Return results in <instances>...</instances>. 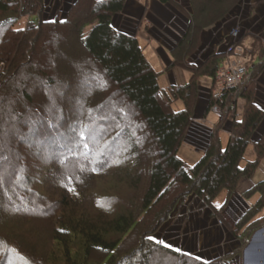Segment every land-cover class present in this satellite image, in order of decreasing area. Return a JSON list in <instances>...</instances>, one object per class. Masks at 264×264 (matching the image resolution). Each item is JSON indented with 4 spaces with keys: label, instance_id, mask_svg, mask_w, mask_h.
<instances>
[{
    "label": "rangeland",
    "instance_id": "obj_1",
    "mask_svg": "<svg viewBox=\"0 0 264 264\" xmlns=\"http://www.w3.org/2000/svg\"><path fill=\"white\" fill-rule=\"evenodd\" d=\"M214 1L218 0H176V2L170 0L173 12H176L178 17L180 15L183 19L189 20L187 37L194 44L190 42V45H193L190 46L185 42L176 52L177 58L175 52H170L172 61L168 68L162 71L150 49L147 47L144 50L146 58L156 72H161L160 77L158 75V82L163 101L176 111L182 110L185 106L184 101L175 95L184 85H170L166 72L169 69L173 70L180 76L181 82L185 73L188 76L190 74L191 80L194 73H198L194 114L185 133L182 147H179L178 155L188 168L194 166L202 155L196 147L200 150L206 147L207 150L212 135L220 131L221 145H225L228 138L226 132L229 133L233 123L241 120L246 110L251 107V102L242 97L245 90V95L250 93L255 104L264 110V57L260 61L262 55L256 54L255 51L263 41L253 33L250 36L248 34L251 26L256 28L253 18L258 17L255 9L259 3L257 0ZM49 2L47 9L44 4L38 6L39 12L22 11L15 27L26 28L31 22L37 23L38 19L46 23L59 20L61 8L62 10L69 8L63 0L59 2L49 0ZM15 8L13 7V10H16ZM75 10L72 21L59 27L45 25L40 31L28 35V43L20 39L23 43L21 47L16 45V40L11 41L17 49V55H13L12 52L9 54L11 59L8 57L9 62L0 61V264H43L47 261L50 264L51 252L56 254L57 248H63L61 243L53 238L63 213L64 190L60 185L62 186L69 179V175H78L79 178L86 177L89 173L86 175L78 173V165L75 163L63 167L61 151L64 143L60 140L65 138L73 141V147L76 148L75 141L82 131L80 126L87 122L82 118L83 112L96 111L92 116L94 120L102 123L98 130L100 132L97 131L95 141L93 140L92 152L98 150L101 153L110 140L118 136V132L112 128L116 121L113 115L121 114L124 117L123 125L129 133L126 132L125 137L120 134L118 148L116 151L112 150L115 154L109 158L110 163L105 166L106 168L102 166L101 169L106 170L118 161L122 162L121 165L109 169L104 174L95 175L94 178L87 177L89 179L86 185H80L78 182L82 196H69L71 200L77 202L70 203L74 213L97 221L106 217H115L116 214L132 209L138 192L135 183L139 178L140 168L146 170L141 183L144 186L148 181L146 164L157 160L156 156L161 152L153 133L148 131L137 118H140L138 109L122 91H118V86L113 84L110 89L103 90L108 85L104 78L105 74L100 71L99 65L94 63L88 51L80 43L78 28L83 22H91L94 7L89 0H82ZM1 16L3 15L0 14ZM123 16L125 17L124 13ZM76 18H79L77 22ZM128 22L130 21L124 18L121 22L115 19L114 26L131 34ZM148 22L149 20L146 21L144 18L138 25L139 31L142 30L145 37H149L148 31L144 30ZM163 22L166 23L164 27L169 28L171 35L164 27L160 28V31L169 38L173 39L174 35L185 36L175 27L180 26L178 19L173 18ZM135 24L134 21L131 26ZM90 29V26H86L83 32L87 33ZM136 34L132 31V35L136 36ZM176 41L178 45L180 40ZM144 42L147 41L144 39ZM232 43L242 48L229 52L228 47ZM223 44L226 45L225 49L228 53L222 58L219 66L221 64L222 67L230 66L236 61L251 70L250 79H247L239 89L233 90L234 93H227L226 108H222L218 103L224 95L218 97L220 86L215 82V77L201 78L202 74H199L204 72L205 68L196 71L203 62L207 67V64L214 60L215 48L218 45L221 48ZM189 48L192 54L189 58L182 59L180 50L186 52ZM193 55L198 56L202 62L199 64L190 62L189 59ZM8 68H12L9 74ZM199 78H201L200 84L206 86V89L199 87ZM104 93L109 97L102 104L89 103L93 97H97V94ZM198 103L200 105L196 113L198 116L204 112L207 104H211V107L206 108L207 113L213 112L209 114V120L194 118ZM215 105L221 108V114L212 110ZM227 109L229 112H226ZM214 113L221 115L218 116L221 119L217 120ZM223 129L226 132L221 131ZM263 135L264 117L246 148L244 157L247 160L256 159L255 142ZM79 136L81 138V135ZM55 146H58V150L61 149L60 152L54 149ZM74 150L77 153L76 149ZM138 154H142V158L136 160L135 156L137 157ZM72 160L70 157L69 161ZM244 163L246 162L242 164ZM240 179H244L245 182H241L238 187L237 182L232 193L223 189L217 198L218 201L223 199L224 190H227V193L229 192L227 203L234 200L233 204L236 202L239 212L245 211L236 223L231 222L232 220L226 221L224 215L220 214L224 208H221V211L217 210L201 198H199L201 205L193 203L191 208L192 202L186 203L190 196H194L191 194L179 199L168 218L156 227L154 233L147 236L161 243L168 238L176 241L177 237H183L179 238L186 240V250L197 251V255L179 251L189 257H186L188 261L179 260L140 244L142 238L139 235L140 230L146 228L157 208L151 211L148 222L147 216L143 226L126 236L125 242L116 254L123 255L124 251L132 249L137 244L138 249L141 250L137 251V255L130 250L131 264H145L147 259L148 264H203L202 262L208 264L212 261L213 264L214 262L215 264H264V185L261 187L262 192L254 190L264 179V157L258 161L250 177ZM17 180L19 184H16ZM175 188L176 186L171 188L167 199L175 196ZM235 192L239 196L234 195ZM99 196L104 200L95 203L94 197L98 199ZM259 200H262L263 204L260 210L254 212V206ZM189 218L192 220L185 222V219ZM72 245L75 250L74 241ZM252 256L256 258L254 263L248 262L249 257ZM92 257L100 259L102 261L100 264L105 262L101 254L94 253ZM195 258L202 261L199 262Z\"/></svg>",
    "mask_w": 264,
    "mask_h": 264
},
{
    "label": "trees",
    "instance_id": "obj_2",
    "mask_svg": "<svg viewBox=\"0 0 264 264\" xmlns=\"http://www.w3.org/2000/svg\"><path fill=\"white\" fill-rule=\"evenodd\" d=\"M81 1H76L66 19H56L51 22L47 21V23L38 19L37 23L31 22L26 28H16L15 25L19 21L21 12H39L38 6L40 7L43 4V0H0V14L3 15L0 17V61L8 60L9 62V58L11 59L9 54L12 52L14 53L13 55H17V49L12 45L11 41L16 40V45L21 47L22 42L27 41L28 43V35L38 30L40 31L45 25L59 27L72 21L75 9ZM89 1L94 7L92 11L93 19L91 22H83L79 26L80 43L88 51L94 63L99 65L100 71L105 74L104 78L107 80L108 85L103 90H107L106 88L110 89L113 84L118 86V91H122L138 109L140 118H137L148 131L153 133L161 152L156 156L157 160L146 164L148 181L144 186L141 183L146 170L144 171L143 168H140L139 178L135 183V188L138 192H136V202L132 204V209H128L118 215L116 214L112 218L106 217L104 220L93 221L85 216L78 215V213H74L75 211H73L70 203L74 202L76 204L77 202L73 199L71 200L69 196L81 197L80 185H86L87 179L94 178L95 175L104 174L109 169L122 164V162L118 161L106 170L101 169L102 166L106 168L105 166L110 163L108 162L109 158L115 154L112 150L116 151V148H118L120 134L125 137V133H129L123 125L124 117L121 114L113 115L116 121H114V127L112 128H114L115 132H118V136L112 138L106 149H102L101 153L98 150L95 152L91 150L93 140L95 141L96 133L100 132L98 130H100V125L102 124L94 120L92 116L96 112L94 110H91L93 113L88 110L82 113V118H85L87 122L80 126L82 131L78 134L77 141H75L76 148L73 147V141L63 138L65 136H55L63 138V140L59 139L60 142L64 143L61 151V164L63 167L75 163L78 165V173L85 175L89 173V176H80L78 178V175L72 174L69 175V179L62 186L60 185V188L64 190L62 194L64 197L62 202L63 213L59 227L54 231L53 238L61 243L63 248H57L56 251L58 253L56 254L51 252L49 255L50 264H100L102 262L100 259L92 257L94 253L101 254L105 261L104 264H131L130 250L132 253L136 252V255L137 251L141 250L138 249L139 246L137 247V244L132 249L124 251L123 255L118 256L116 253L125 242L126 236L131 231L133 232L143 226L147 216L148 222L149 215L155 208L158 210L150 217V222H148L146 228L140 230L139 235L142 236L140 244H145L151 250L155 249L179 260L188 261L187 255H183V253L166 246L164 243L153 241L147 236L154 233L157 229L156 227L168 218L172 208L179 199L194 194L213 207V201L223 189H227L232 193L241 177L251 176L258 161L264 157V135L255 142V161L248 162L244 167L241 164L244 160L246 148L264 117V110L255 104V100L249 95L250 93L247 96L245 95V90L242 97L244 96L248 102H251V107L246 110L241 120L233 123L226 147H221L219 131L211 136L210 144L201 159L194 166L188 168L178 156V151L194 114L193 105L197 94L196 75L198 73L195 72L192 80L180 87L175 93L178 99L181 98L184 101L185 107L179 111L171 108L167 102L163 101L158 82L159 74L146 58L138 38L135 35L116 29L113 25V18L116 14L122 12L125 7V0ZM161 1L168 2L170 0ZM214 2H219V0ZM13 7H16V10H13ZM78 20L79 18H76L75 21L77 22ZM86 26L91 27L87 33L83 32ZM188 35L187 32L180 40L174 50L175 54L185 42H188V45L193 42L187 37ZM20 39H22V42ZM190 48L186 52H182L183 49L180 50L182 59H186L192 54V52L190 53ZM255 51L256 54L262 55L260 59L262 61L264 47L259 46ZM177 54L175 58H177ZM218 58L219 56L214 53V60L207 64V67L204 63L196 71H201L205 68L204 72L201 73L199 71V75L206 74L210 77H215L219 67V64H217ZM11 71L12 68H8L7 73L9 74ZM231 92L234 93L233 91ZM229 94L231 93L229 92ZM100 95L97 94V97H93V100H90L89 103L98 102V104H102L109 97L105 93ZM221 100L218 103L224 108L228 100L227 93L226 96L224 94ZM209 106L211 107V104ZM226 112H229V109ZM132 118L135 119L136 117ZM79 135H81V138ZM145 136L146 134L144 133ZM54 149L58 152L61 150H58V146H55ZM74 149H76L77 153ZM70 157L73 159L72 161H69ZM135 158L136 160L142 158V154H138ZM132 181L134 182L135 180ZM132 181H128V183H132ZM16 184H19L18 180ZM263 185L264 180L254 190L262 192L261 187ZM173 186H176V191L174 192L176 197L173 196L167 199L166 197ZM94 200L96 203L103 201L104 198L99 196L98 199L94 197ZM262 204L263 201L259 200L254 206V212ZM73 241L74 245H76V247L74 246L75 250H73ZM147 261L148 259L145 264H148ZM198 261L201 262L202 260ZM202 263L206 264V262ZM43 264L49 263L47 261ZM208 264H213V261Z\"/></svg>",
    "mask_w": 264,
    "mask_h": 264
},
{
    "label": "crops",
    "instance_id": "obj_3",
    "mask_svg": "<svg viewBox=\"0 0 264 264\" xmlns=\"http://www.w3.org/2000/svg\"><path fill=\"white\" fill-rule=\"evenodd\" d=\"M56 1L59 2L60 0H56ZM76 1L77 0H63V3L67 4L69 6V8H66V10H62V8H61L62 12H61L60 19H66L69 9L72 8V6L76 3ZM173 1L176 2V0H173ZM257 2L259 4H258V7L255 10H256V12H258L257 13L258 17L255 16L253 18L254 19L253 22H255L254 25H256V28H254V26H251L249 28V30L251 29V31H248L249 32L248 34L250 36L253 33V35H256L257 37L261 38L263 43L261 42L262 44L260 43L261 44L260 46L264 47V0H257ZM48 3H50L49 0H43L44 7H46V9L48 7ZM125 4L126 5H125L124 9L122 10V12L124 13L125 17L123 16L122 12L116 14L114 16V18H113V25H114L115 19L119 20L120 22H121L122 18H124L125 20L130 21V22H128V24L130 25V30L129 31H131V34H132V31L134 32V34L137 33L136 37L139 40V43H140V46H141L143 52L148 47L150 49V51L152 52V54L154 55V57L158 60L161 70L162 71L165 70V68L169 67V63L172 61L170 52L174 53V50L178 46L176 40H178V39L181 40L183 37H177V36L174 35V38L171 39V38L168 37V35L163 34L160 31V28H163L164 25H166V23L165 22L162 23V21L163 20L169 21V20H171L173 18L178 19V23H179L180 26H175L176 29H178L179 32H181L182 34H186L187 31H188V27H189V24H188L189 20L183 19V17L180 16V15H179V17H180L179 18L175 14L176 12L175 13L173 12V7L171 6V2L170 1L163 2L161 0H126ZM58 6H59V4H58ZM128 9H130V11ZM56 10H57V8H56ZM137 10L139 11V13H137ZM56 13H58V10L56 11ZM144 18H146V21L149 20V22L145 25V28H144V30L148 31L149 37H145L144 34L142 33V30L139 31V28H138V25L143 21ZM134 21L136 22L135 26H131V25H133ZM125 25H127V23H125ZM125 27H127V26H125ZM115 28L118 29V30H121L123 32H126L123 29H120V28H117V27H115ZM165 31L167 33H169V28H165ZM126 33H128V32H126ZM144 39L147 42H144ZM218 46L214 50L216 52V54L219 56L217 64L222 62V58L225 56L226 53H228V51L225 49L226 45H224V44L221 45L222 46L221 48H220V46L219 47ZM194 55H193L192 58L189 59V61L192 62V63H198V64L201 63L202 61L200 60V58L198 56H194ZM204 63L205 62H203L202 64H199V65H203ZM157 72H158L159 77H160L161 72H159V71H157ZM166 73H167V77H168L167 80H168L170 85H181L182 86V85L188 84L190 82V80H191L190 74L188 76L185 73L184 76H183L184 80L181 82L180 76L177 75V73H175L173 70L169 69ZM159 77H158V80H159ZM203 77L210 78V76H208L206 74L201 75V78H203ZM201 78H199L198 85H199L200 88L206 89L207 88L206 86H204L203 84H200ZM208 107H209V104H207L205 106V108H204V112L205 113L203 112L201 115L198 116L196 114V113H198L199 108H200V105L198 103L197 107L195 109V117L194 118H196L198 120H209V118H210L209 114L210 113L212 114L213 112L207 113L206 112L207 111L206 108H208ZM215 115L217 116L216 117L217 120H218V118L221 119V117H218V116H221V115H218V114H215ZM221 131L226 132L225 129H223ZM226 133L228 135V138L226 139L225 145L224 146L221 145L222 148L226 147V145L228 143V140H229L230 134L228 132H226ZM196 149L198 150V152L200 154H202L201 155V157H202L204 155V151L206 150V147H205V149L203 148L202 150L198 149L197 147H196ZM179 152H180V150L178 151V155H179ZM201 157H200V159H201ZM253 160H255V158ZM253 160H247L244 157V160L242 161V163L243 162H246V163L241 164V166L244 167L249 161H253ZM246 180H248V179H246ZM262 180H264V179H262ZM241 182L242 183L245 182L244 179H240L238 181L237 187L240 186ZM224 191H225L224 192V195H225L224 198L221 199L220 201H218L217 200V198L219 196L218 195L215 198V200L213 201V207H215V209L220 210V211H221V208H224V210L221 211L220 214L222 213V215H224L226 221L229 222V220H232L231 222L234 221L236 223L238 219L240 220V218H242L243 214H245V211L239 212V209L235 205L236 202L233 204L234 200H230L229 199L230 201L227 203V199L229 197V195H228L229 192L227 193V190H224ZM234 195H238V194H236V192H235ZM200 201H201V199H199L197 196L194 195V196H190V199H188V201L186 203L192 202V204H191V208H192L193 203H198V204L201 205ZM202 206H203V204H202ZM188 220H192V219L191 218L185 219V222H188ZM179 237H181V236H179ZM179 237H177L176 241L173 238H168V239H166V241H168V242L164 241V243L168 244L167 245L168 247H171V248H173V249H175L177 251H184V252H188V253L197 255V251H195V250H192V251L186 250V247H187L186 240L185 239L182 240L181 238H183V237H181V238H179ZM254 259H256V258H253V256L249 257L248 262L250 261V262L254 263L256 261Z\"/></svg>",
    "mask_w": 264,
    "mask_h": 264
},
{
    "label": "built area",
    "instance_id": "obj_4",
    "mask_svg": "<svg viewBox=\"0 0 264 264\" xmlns=\"http://www.w3.org/2000/svg\"><path fill=\"white\" fill-rule=\"evenodd\" d=\"M236 36V34H235ZM229 52L230 51H237V49H240L242 47L238 46L237 44H230L229 45ZM251 77V70L248 69L243 63L236 62L232 65H228L226 67L221 66L218 67L216 74H215V82L218 86H220V89L218 91V97L224 95L225 93L231 92L233 90L239 89L240 86L244 84V82L247 79H250ZM212 110L215 113H222L221 108L219 106H214Z\"/></svg>",
    "mask_w": 264,
    "mask_h": 264
}]
</instances>
